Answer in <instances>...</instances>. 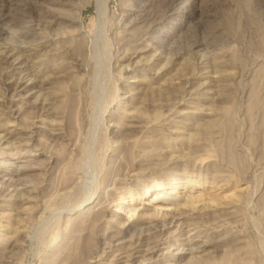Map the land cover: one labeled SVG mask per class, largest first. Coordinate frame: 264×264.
<instances>
[{"label":"rangeland","instance_id":"rangeland-1","mask_svg":"<svg viewBox=\"0 0 264 264\" xmlns=\"http://www.w3.org/2000/svg\"><path fill=\"white\" fill-rule=\"evenodd\" d=\"M96 2L0 0V264H264V0Z\"/></svg>","mask_w":264,"mask_h":264},{"label":"bare ground","instance_id":"bare-ground-1","mask_svg":"<svg viewBox=\"0 0 264 264\" xmlns=\"http://www.w3.org/2000/svg\"><path fill=\"white\" fill-rule=\"evenodd\" d=\"M136 2L138 1V0H135ZM97 4H98V10H99V12L101 13V14H105L106 13V11H107V4H108V0H97V2H96ZM50 5V4H49ZM47 7V6H46ZM39 10V9H38ZM39 12V11H38ZM131 12V11H130ZM144 12V11H143ZM38 14V13H37ZM135 15V14H134ZM41 16V15H40ZM79 17V16H78ZM100 17V16H99ZM56 21V20H55ZM54 22V21H53ZM52 22V23H53ZM79 22H80V20H79ZM38 23V22H37ZM50 23V22H49ZM59 23V22H58ZM158 24V23H157ZM51 25V24H50ZM62 25V24H61ZM72 25V24H71ZM81 25V24H80ZM154 25V24H153ZM157 27V26H156ZM155 27V28H156ZM3 33V32H2ZM4 33H5V30H4ZM0 35H1V33H0ZM96 37H97V35H96ZM73 38V37H72ZM43 43V42H42ZM97 43V42H96ZM35 49V48H34ZM37 49V48H36ZM14 51H15V49H13ZM13 50H9V49H7L6 50V52H5V54L3 55V57H2V59H3V61H6L7 63H9V59L12 57V56H14V52H13ZM96 50V49H95ZM141 51V50H140ZM139 51V52H140ZM2 52V51H1ZM99 52H101L100 50H99ZM98 52V53H99ZM104 52H106L105 50L103 51V53ZM30 53H32V52H30ZM101 54V53H100ZM28 55V54H27ZM30 55V54H29ZM1 56V55H0ZM23 58V57H22ZM20 59V56H18V58H16L15 60H14V62L16 61V63L14 64V70L15 71H20L21 70V68H22V65L21 64H19V63H21V61H18ZM100 59H102V57L100 58ZM107 60V59H106ZM11 62V61H10ZM102 63V62H101ZM103 64V63H102ZM129 67V66H128ZM206 70V69H205ZM204 71V70H203ZM105 74V73H104ZM13 77H14V75H13ZM96 77V76H95ZM12 78V76L10 75V77H8V79H9V83L13 80V79H11ZM20 79V78H19ZM18 81V80H17ZM22 81V80H21ZM21 81H19V82H21ZM205 81V80H204ZM14 83V82H13ZM204 84V83H203ZM24 85V84H23ZM19 87H20V84L18 85ZM9 87H11V85L9 86ZM23 87V86H22ZM21 87V88H22ZM25 87V86H24ZM8 88V87H7ZM18 90V89H17ZM105 92V91H104ZM50 95V94H49ZM103 95V94H102ZM101 96V95H100ZM12 103V102H11ZM11 103H10V105H11ZM107 105V104H106ZM18 106V105H17ZM21 106V105H20ZM19 106V107H20ZM16 109V108H15ZM20 112V111H19ZM16 114V113H15ZM104 119V118H103ZM5 135V134H4ZM2 136V135H1ZM0 136V137H1ZM5 137H6V135H5ZM3 139V138H2ZM93 149V148H92ZM93 152V151H92ZM93 155V154H92ZM84 156V155H83ZM91 159H90V161H89V163L86 161V163H88V164H84V165H87L85 168L88 170L89 168H93V165H95V163L96 162H94V160L92 159V157L91 156H89ZM93 158H95L94 156H93ZM82 159V158H81ZM88 159V158H87ZM96 160V159H95ZM77 161V160H76ZM10 164V163H9ZM80 164V163H79ZM71 165V164H70ZM73 168V167H72ZM84 168V169H85ZM94 169V168H93ZM69 170H70V167H69ZM73 170V169H72ZM67 174V173H66ZM89 174V173H88ZM90 174H91V172H90ZM95 175V174H94ZM1 176V175H0ZM70 177H72V176H69V181H71L70 180ZM89 178V177H88ZM5 179V178H4ZM65 179H66V177H65ZM74 179V178H73ZM90 179V178H89ZM67 180V179H66ZM87 180V179H86ZM85 180V181H86ZM94 180V179H93ZM23 181V180H22ZM88 181V180H87ZM95 181V180H94ZM64 183V182H63ZM80 185V184H79ZM87 185V184H86ZM97 185V184H96ZM88 186V185H87ZM175 188V187H174ZM17 189V188H16ZM163 189H165V187H160V189L159 190H163ZM151 190V189H150ZM156 190V189H155ZM88 192V191H87ZM156 193V192H155ZM150 194V191H149V189L148 190H146V194L145 195H149ZM175 192H174V190L172 189V188H168L167 189V191H164V192H158L154 197H152L153 199L152 200H154V201H157V203H161L160 205L161 206H165V207H162L163 208V210H167V211H170L169 209L171 208L170 207V205H174L173 204V202H172V200H173V197L175 196ZM1 195V194H0ZM22 196V195H21ZM187 196V195H186ZM188 197V196H187ZM70 198V197H69ZM185 198V197H184ZM186 199V198H185ZM133 200V199H132ZM163 200L165 201V203H163ZM22 201V200H21ZM81 201V200H80ZM185 202H187V201H185ZM156 203V204H157ZM89 204H93L92 206H90V208L91 207H94L96 204H97V202H95V200H93V201H91V202H89V203H87L86 205H84L80 210H79V212H82V211H84L85 209H86V207L87 206H89ZM176 204V203H175ZM180 205V204H179ZM99 206H100V203H99ZM160 206V207H161ZM176 206V205H175ZM44 207V206H43ZM158 207V206H157ZM26 208V207H25ZM95 208V207H94ZM162 208H161V210H162ZM166 208V209H165ZM74 209V208H73ZM92 209V208H91ZM172 209V208H171ZM72 210V209H71ZM135 210V209H134ZM134 210H132L130 213H132ZM136 210H137V208H136ZM75 211V210H74ZM77 211V210H76ZM92 211V210H91ZM173 211V210H172ZM181 211V210H180ZM6 213V212H5ZM129 213V212H128ZM81 214V213H80ZM56 215V214H55ZM81 217V216H80ZM86 222V221H85ZM24 223V222H23ZM83 225V224H82ZM80 229V228H79ZM126 229V228H125ZM77 232V231H76ZM121 235V234H120ZM76 237V236H75ZM119 239V238H118ZM118 244V243H117ZM98 257V256H97ZM134 260V259H133Z\"/></svg>","mask_w":264,"mask_h":264}]
</instances>
